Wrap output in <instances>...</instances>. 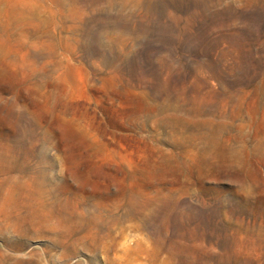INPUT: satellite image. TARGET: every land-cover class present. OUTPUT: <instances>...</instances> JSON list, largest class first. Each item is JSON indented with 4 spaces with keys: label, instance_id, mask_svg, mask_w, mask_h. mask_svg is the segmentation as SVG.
Returning a JSON list of instances; mask_svg holds the SVG:
<instances>
[{
    "label": "rangeland",
    "instance_id": "obj_1",
    "mask_svg": "<svg viewBox=\"0 0 264 264\" xmlns=\"http://www.w3.org/2000/svg\"><path fill=\"white\" fill-rule=\"evenodd\" d=\"M0 264H264V0H0Z\"/></svg>",
    "mask_w": 264,
    "mask_h": 264
}]
</instances>
